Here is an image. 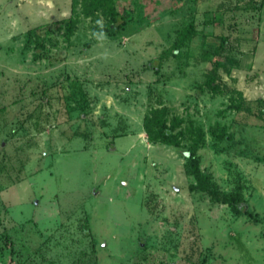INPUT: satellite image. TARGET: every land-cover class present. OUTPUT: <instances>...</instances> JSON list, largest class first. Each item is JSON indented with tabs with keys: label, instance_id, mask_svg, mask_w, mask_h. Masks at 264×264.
Masks as SVG:
<instances>
[{
	"label": "rangeland",
	"instance_id": "374dc122",
	"mask_svg": "<svg viewBox=\"0 0 264 264\" xmlns=\"http://www.w3.org/2000/svg\"><path fill=\"white\" fill-rule=\"evenodd\" d=\"M88 1L0 0V264H264V0Z\"/></svg>",
	"mask_w": 264,
	"mask_h": 264
},
{
	"label": "trees",
	"instance_id": "16d2710c",
	"mask_svg": "<svg viewBox=\"0 0 264 264\" xmlns=\"http://www.w3.org/2000/svg\"><path fill=\"white\" fill-rule=\"evenodd\" d=\"M87 1L88 0H85L86 3ZM88 3L89 4L83 8L88 14L101 11L108 18L107 23L99 28L101 32L113 35L126 26V19L113 9L112 5H110L111 0H89ZM161 115L162 113L160 112H154L153 117L146 119V130L149 136L154 141H162L173 146L178 145V137L174 133L177 126L167 125L166 122L162 121ZM198 140H201V134H198ZM190 157L194 158V152L190 154ZM238 202L239 199L237 198H233L229 201L234 207L237 206Z\"/></svg>",
	"mask_w": 264,
	"mask_h": 264
}]
</instances>
